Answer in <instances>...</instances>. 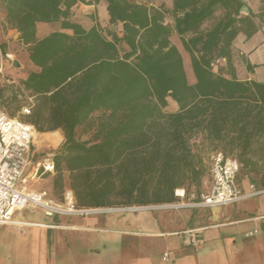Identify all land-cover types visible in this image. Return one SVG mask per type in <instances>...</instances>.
Masks as SVG:
<instances>
[{
  "label": "trees",
  "instance_id": "16d2710c",
  "mask_svg": "<svg viewBox=\"0 0 264 264\" xmlns=\"http://www.w3.org/2000/svg\"><path fill=\"white\" fill-rule=\"evenodd\" d=\"M103 1L121 32L73 22V8L86 0H1L39 69L21 81L35 101L26 122L65 138L53 159L55 186L62 190L68 176L81 209L171 204L179 190L199 201L210 186L209 154L222 153L237 159L241 172L260 175L251 181L264 188V83L239 79L234 66L235 40L257 32L253 18L264 23V0L247 17L244 0H172L171 9ZM40 23H60L73 35L38 41ZM174 34L190 55L194 83ZM220 60L227 76L214 71ZM169 98L175 113L166 112ZM0 103L22 101L2 87Z\"/></svg>",
  "mask_w": 264,
  "mask_h": 264
},
{
  "label": "crops",
  "instance_id": "0c3cea01",
  "mask_svg": "<svg viewBox=\"0 0 264 264\" xmlns=\"http://www.w3.org/2000/svg\"><path fill=\"white\" fill-rule=\"evenodd\" d=\"M86 1L90 4L79 3L73 8V22L85 29L100 26L104 30L122 31V25H110L105 1ZM133 1L154 8L165 5L171 9L173 6L172 0ZM244 2L246 7L241 10L242 17L249 16L250 10L255 15L259 13L260 0ZM253 20L257 32L251 37L242 33L234 43L237 57L244 56L254 67L250 75L239 78L247 81L253 80L252 74L261 66L255 65L252 59L264 49V23L261 24L257 17ZM166 24L173 25V19L167 18ZM54 32L73 35V31L62 29L60 23H40L36 38L40 41ZM176 36L174 34L172 38ZM0 51L22 62L30 72L39 71L29 60L28 46L20 41L18 31L8 24L1 0ZM168 108L172 109L169 113L179 110L171 98ZM35 137H39V144L57 145L62 141L60 131L35 133ZM39 146L34 140L20 185L29 191H46L51 200L60 202L64 192L71 189L69 179L65 178L58 195L56 172L34 178L36 165L45 160L40 157ZM243 190L248 191L249 186ZM14 220L27 226H0V264H264V195L220 208L112 212L91 217H50L41 210H22L14 214ZM191 230H199L197 238L201 245L198 248L184 243L182 234ZM254 231H258L257 236L246 237ZM165 254L169 255L168 261L163 260Z\"/></svg>",
  "mask_w": 264,
  "mask_h": 264
},
{
  "label": "built area",
  "instance_id": "2783aa9c",
  "mask_svg": "<svg viewBox=\"0 0 264 264\" xmlns=\"http://www.w3.org/2000/svg\"><path fill=\"white\" fill-rule=\"evenodd\" d=\"M6 58H10L6 56ZM4 55L0 51V79L4 76ZM35 105L34 98H27L22 107L21 116L29 117ZM35 128L20 117H11L0 105V226L26 227L27 224L17 223L14 214L17 211L28 210L34 212L43 211L47 216H76L91 217L112 212H141L145 210H181L187 208H220L234 205L243 200L263 196L264 188H258L254 184L249 185L245 191L238 183L240 164L233 157H226L222 153L212 156L210 171V186L207 193L201 196L199 201L195 195L185 197V192L179 190L176 196L178 202L146 207L131 208H90L77 207L73 191L64 192L60 202L49 198L48 192L29 191L20 184L24 179L28 167V156L33 148L35 140ZM34 178L43 177L55 172L52 159L40 161L37 165ZM199 230H191L182 234L185 245L198 248L201 243L197 238ZM258 231L247 233V238L257 236ZM164 261L169 260V255L163 256Z\"/></svg>",
  "mask_w": 264,
  "mask_h": 264
},
{
  "label": "rangeland",
  "instance_id": "374dc122",
  "mask_svg": "<svg viewBox=\"0 0 264 264\" xmlns=\"http://www.w3.org/2000/svg\"><path fill=\"white\" fill-rule=\"evenodd\" d=\"M257 10V12L260 10ZM87 26V25H86ZM117 30V28H116ZM172 43L180 50L184 62H185V67L189 76V81L190 83H194L195 82V77L191 68V58L190 55L185 51L183 44H182V40L180 37L176 36L174 38H172ZM259 55L257 57H254L252 59L253 63L258 64L261 66L257 67V70L255 73L252 74L253 76V80L259 83H264V49L263 51L261 50L260 52H258ZM4 55V75H5V79H8L7 82H1L0 83V88L2 87H6L7 88V93L10 97H12L13 95L17 94V98L18 100L22 101V104H18V105H13L12 107L8 108L7 105H5L4 108L7 113L11 116H16V117H20L23 118L24 120H27V117H22L21 116V110L22 107L26 104L27 102V98L28 95L22 90V77H24L27 73L30 72V70L28 68H26L24 66V64L22 62H20L19 60H17L16 58H6L5 54ZM15 62H18L19 66L15 67ZM247 65H248V61L244 56H239V58L237 57V55L235 56L234 59V66L236 68L237 71V75L238 78H243L246 77L247 75H250L251 72L247 69ZM214 71L215 73L218 74H223L225 76H227V65H226V61L225 60H220L218 62H216L214 64ZM1 105V103H0ZM21 106V107H20ZM169 111H172L171 108L166 109V112L169 113ZM57 132V131H56ZM36 134H41L38 133L35 130ZM54 133V132H53ZM42 134H52V133H42ZM60 135L62 136V141L59 142L57 145L54 144H50L47 142H42V144L38 139L39 137L36 139L35 137V141L37 143V145H40V157L44 158V159H52L55 157V153L62 147L63 143L65 142V138L63 133L60 131ZM212 154H209V160L208 163L209 165L211 164L212 161ZM247 172H241V167H240V172L238 174V183L240 185L241 188L246 189L251 183H252V179H254L255 181H257L259 183L261 176H256L255 174H246ZM68 176H66L65 178L67 179ZM256 182V183H257ZM253 184V183H252ZM255 184V183H254ZM203 191H207V187L204 186ZM208 192V191H207ZM57 194L60 195L61 194V190L58 189ZM112 209H118V208H112ZM131 213V212H130Z\"/></svg>",
  "mask_w": 264,
  "mask_h": 264
},
{
  "label": "water",
  "instance_id": "95a60500",
  "mask_svg": "<svg viewBox=\"0 0 264 264\" xmlns=\"http://www.w3.org/2000/svg\"><path fill=\"white\" fill-rule=\"evenodd\" d=\"M18 66H19L18 62H15V67H18Z\"/></svg>",
  "mask_w": 264,
  "mask_h": 264
},
{
  "label": "bare ground",
  "instance_id": "6f19581e",
  "mask_svg": "<svg viewBox=\"0 0 264 264\" xmlns=\"http://www.w3.org/2000/svg\"><path fill=\"white\" fill-rule=\"evenodd\" d=\"M56 135V134H55ZM34 136H35V134H34ZM56 137V136H55ZM54 136H53V138H55ZM57 137H58V134H57ZM181 191V190H180Z\"/></svg>",
  "mask_w": 264,
  "mask_h": 264
}]
</instances>
